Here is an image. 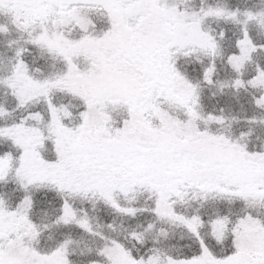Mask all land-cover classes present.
I'll return each mask as SVG.
<instances>
[{
	"label": "snow or ice",
	"instance_id": "6c2138e0",
	"mask_svg": "<svg viewBox=\"0 0 264 264\" xmlns=\"http://www.w3.org/2000/svg\"><path fill=\"white\" fill-rule=\"evenodd\" d=\"M0 264H264V0H0Z\"/></svg>",
	"mask_w": 264,
	"mask_h": 264
}]
</instances>
